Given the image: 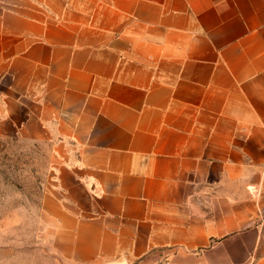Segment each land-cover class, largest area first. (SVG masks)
Instances as JSON below:
<instances>
[{
  "label": "crops",
  "instance_id": "0c3cea01",
  "mask_svg": "<svg viewBox=\"0 0 264 264\" xmlns=\"http://www.w3.org/2000/svg\"><path fill=\"white\" fill-rule=\"evenodd\" d=\"M16 135L63 259L264 264V0H0Z\"/></svg>",
  "mask_w": 264,
  "mask_h": 264
},
{
  "label": "rangeland",
  "instance_id": "374dc122",
  "mask_svg": "<svg viewBox=\"0 0 264 264\" xmlns=\"http://www.w3.org/2000/svg\"><path fill=\"white\" fill-rule=\"evenodd\" d=\"M55 166L51 147L0 137V264H78L56 254L42 210Z\"/></svg>",
  "mask_w": 264,
  "mask_h": 264
}]
</instances>
